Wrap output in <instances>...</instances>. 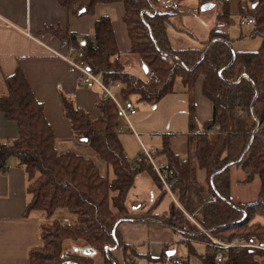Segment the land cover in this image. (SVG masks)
I'll use <instances>...</instances> for the list:
<instances>
[{"label":"trees","instance_id":"obj_1","mask_svg":"<svg viewBox=\"0 0 264 264\" xmlns=\"http://www.w3.org/2000/svg\"><path fill=\"white\" fill-rule=\"evenodd\" d=\"M59 5L76 16L91 15L99 4L122 3V22L130 40V52L137 55L153 79L148 82L125 72L108 17L94 23L93 40L77 38L65 30L47 28L44 32L72 45L83 53V60L92 73H101L103 80H117L127 85L123 97L135 104L155 105L174 92L176 81L190 97L188 154L180 161L169 148V137L161 139L168 169L170 190L188 214L197 212V221L213 238L222 241L264 237V0H248L247 15L255 19L249 36L260 38L257 51H234L226 34L213 29L201 49L175 51L166 28L170 15L155 11L156 0H57ZM219 5L217 22L232 23L228 3ZM202 78V95L212 105V118L202 130H193V90ZM5 94L0 96V113L17 125V138L0 144V172L8 158H15L26 176L28 202L23 217L39 212L47 221L39 226L40 246L28 251L29 264H135L144 257L125 243L118 232L122 222H160L195 242H204L205 235L195 228L184 227L180 210L172 206L169 214L152 216L150 209L134 214L126 205L135 179L144 174L161 193L166 194L148 161L138 155L130 161L116 133L119 120L111 101H97L98 112L92 118L73 100L60 94L63 116L68 120L72 140L87 147L104 165L105 173L90 157L74 150L61 151L51 125L21 70L9 77L1 76ZM233 168H239L249 185L255 177L260 188L255 201L234 203L230 186ZM197 170L206 173V190L196 179ZM111 172V173H110ZM206 194V196H205ZM215 194L212 202L209 195ZM64 210L77 219L76 225L51 220ZM150 222V223H149ZM84 250V251H83ZM121 253L117 261L113 252ZM189 252L195 254L192 246ZM99 258L98 260L96 259ZM259 250L231 249L220 263L209 252L204 264H262Z\"/></svg>","mask_w":264,"mask_h":264},{"label":"crops","instance_id":"obj_2","mask_svg":"<svg viewBox=\"0 0 264 264\" xmlns=\"http://www.w3.org/2000/svg\"><path fill=\"white\" fill-rule=\"evenodd\" d=\"M224 1L228 3L232 22L249 16L246 13L250 7L248 0ZM155 11L170 15L166 34L175 51L201 49L202 43L208 40L213 29L226 34L231 42L235 37L231 27L216 21L219 13L216 0H156ZM123 13L122 3L99 4L94 8L93 14L78 17L60 6L57 0H0V96L5 94L1 76L9 77L17 69L21 70L35 99L43 105L44 117L51 125L57 147L61 151L74 150L87 156L83 147L71 143L73 141L70 124L63 116L60 94L70 97L78 108L95 118L98 114L95 105L100 100V91L79 85L78 72L55 55L66 52L64 43L44 30L57 28L73 34L78 41L83 38L93 40L95 21L102 16L108 17L119 52V61L125 72L140 80L147 79L149 71L145 73L140 58L130 52V40L122 22ZM26 33H29V36ZM202 81L203 79L199 78L193 90L192 113L195 132L201 131L204 123L212 118V105L202 95ZM189 100V94L178 79L174 92L163 97L155 105L134 103L137 112L130 118V123L137 132H150L154 135L151 141L143 139L146 144L153 143L162 148L161 139L168 135L171 152L177 155L180 161L186 160L190 131ZM17 134L16 123L6 120L0 113V144L13 142ZM125 134L135 139L130 132L120 135ZM122 146L126 154L127 146ZM137 156L138 152L132 158ZM159 156L162 160L160 162H167L161 153ZM140 177L143 183L139 191L133 193ZM196 179L206 190L205 171L197 170ZM26 186L23 169L17 165L15 158H8L5 170L0 172V264H29L28 251L40 246L39 226L47 219L39 212H32L28 217H23L28 202ZM231 188L232 184L230 196ZM130 194L132 200L138 203L132 205V208L128 205ZM166 195L168 194L161 196L159 188L146 175L140 174L128 194L126 205L134 214L145 213L151 209L152 216L168 215L177 198L173 200L169 195L171 202L166 208H161ZM193 214L197 219V212ZM184 227L190 229V224L184 221ZM117 229L123 241L135 247L140 255L157 259L165 252L162 262H150L143 256L136 259L135 264H173L175 259L180 260L181 264H204L202 257L209 253L202 242L191 240L178 243L175 240L177 232L158 221L151 224L122 222ZM176 244L186 248L181 247L179 251ZM196 245L201 246L203 252H199ZM189 246L193 247L195 254L189 252Z\"/></svg>","mask_w":264,"mask_h":264},{"label":"built area","instance_id":"obj_3","mask_svg":"<svg viewBox=\"0 0 264 264\" xmlns=\"http://www.w3.org/2000/svg\"><path fill=\"white\" fill-rule=\"evenodd\" d=\"M238 24L240 27H253L255 25V19L252 16L242 17L239 19ZM26 35L29 36V33H26ZM65 48L66 52L64 54L55 53V55L78 72V83L80 86L86 89H98L100 91V100L111 101L115 105L117 118L119 120L116 133L120 135L124 132H130L135 137L141 150L139 156L144 157L148 161L163 190L174 200L169 186V179L173 176V171L168 169L167 163L155 161V158L162 152V148L153 143H144V138L147 141H151L154 135L150 132H137L130 123V118L136 114L137 110L133 101L123 97V91L126 89L127 85L117 80H103L101 73L95 74L89 70L83 60V53L79 49L72 45H65ZM151 79L157 83L154 73L148 72L146 82ZM137 158L138 157H136L135 160ZM216 199L217 197L215 194L209 196V200L212 202L216 201ZM174 202L175 206L180 210L185 223L188 222L190 228H195L205 235L207 240L202 243L208 248L209 252L216 255V262L220 263L223 261L227 252L231 249L259 250L264 253V237L262 239H257L255 237L249 239L240 238L230 242L218 240L211 237L204 230L197 219H195V214H188L180 207L177 201L174 200ZM176 240L178 243L191 241L185 238L181 233H177ZM173 264H181V261L175 259L173 260Z\"/></svg>","mask_w":264,"mask_h":264},{"label":"rangeland","instance_id":"obj_4","mask_svg":"<svg viewBox=\"0 0 264 264\" xmlns=\"http://www.w3.org/2000/svg\"><path fill=\"white\" fill-rule=\"evenodd\" d=\"M227 25L233 29V33L235 35V37H233V40L231 42V46H232V49L234 51L254 52V51H257L259 49L260 44H261L260 38H251L249 36L250 32L252 31V28H250V27H239L237 20L232 22L231 24H227ZM142 81L146 82L147 79L145 78ZM119 139L124 146H127L126 147L127 148L126 149L127 157L131 161H134L135 159L132 158V156L134 154H136V152H138V155L141 152L138 142L131 135H126V134L120 135ZM71 143L73 145H78V146L83 147L87 151V153H85L87 155V157L89 156L90 158H92L97 163V165L100 166L101 172L103 174L105 173L104 165L96 158V156L87 147H85L84 145L76 144L74 141ZM57 148H59V147H57ZM155 161L156 162L162 161L161 156L158 155L155 158ZM141 179H142L141 177L137 179V186H136L135 191L133 193L139 191L140 185H142V183H143L142 182L143 180L141 181ZM243 179H244V174L241 172V170L239 168H233L232 177H231V184H232L231 201L234 203L253 202L257 198L258 191L260 188V181H259L258 177H255L253 183H251L249 185L238 184ZM235 181H237V183H235ZM171 194H172V197L176 199V195L173 193H171ZM142 199L145 200V197H143ZM169 202H171V198L169 197V195H166V197L162 203L163 206L161 205V208H166L168 206ZM134 204H138V203H135V201L132 200V194H130L129 199H128V205L132 208V205H134ZM51 220H56L62 224H66V225H76L77 224L76 217L67 213L64 210L56 211L54 213V215L52 216ZM149 238H151L150 240H152V236H150ZM175 246H177L176 249L179 248V251H180L181 247L184 249L186 248L180 244H176ZM196 249L199 252H203V248L199 245H196ZM113 253H114V257L117 259V261L120 262L121 261V253L119 251L113 252ZM96 259L98 260L99 258L96 257ZM262 264H263V262H262Z\"/></svg>","mask_w":264,"mask_h":264},{"label":"water","instance_id":"obj_5","mask_svg":"<svg viewBox=\"0 0 264 264\" xmlns=\"http://www.w3.org/2000/svg\"><path fill=\"white\" fill-rule=\"evenodd\" d=\"M143 70H144L145 73H147V71H148L145 65H143Z\"/></svg>","mask_w":264,"mask_h":264}]
</instances>
